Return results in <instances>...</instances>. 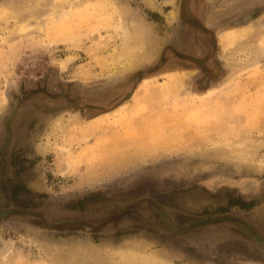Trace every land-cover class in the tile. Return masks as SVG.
<instances>
[{
	"label": "rangeland",
	"instance_id": "374dc122",
	"mask_svg": "<svg viewBox=\"0 0 264 264\" xmlns=\"http://www.w3.org/2000/svg\"><path fill=\"white\" fill-rule=\"evenodd\" d=\"M54 2L0 0V264H264V0ZM114 8L148 51L120 72Z\"/></svg>",
	"mask_w": 264,
	"mask_h": 264
},
{
	"label": "bare ground",
	"instance_id": "6f19581e",
	"mask_svg": "<svg viewBox=\"0 0 264 264\" xmlns=\"http://www.w3.org/2000/svg\"><path fill=\"white\" fill-rule=\"evenodd\" d=\"M38 1H39V3L37 5H39V7L40 6H48L51 8V16L52 17L50 16L49 18L58 17L59 15H61V16L66 15V12L64 14V13L60 12L59 10L54 9V7H55L54 6L55 5L54 0H38ZM67 1L68 0H66L65 3L70 4V2H67ZM145 1H149V0H145ZM114 11L119 17L118 23L115 26V30L117 31V33L120 37V46L115 51V53L113 55V62H114V65L116 66L117 72H120V71H124V70H129L131 68H134L138 64H140L142 59L148 55V51H147L146 47L144 46L145 43H143V41H142V33L140 31L141 28L139 29V27H137V25L139 23H136V25H132L133 22L130 23L131 20L128 21L127 18L124 17L117 8H114ZM174 16H175L174 12H171L167 16V18H168V20H171L174 18ZM249 18L250 17L247 14L242 18V20L246 21ZM139 26H141L145 29V26H143V25H139ZM37 27H38L37 22L26 21V23H23L22 25H19L18 27H16L15 31H16V33H18V32L24 33V32H28V31H33ZM246 28L249 29L250 25H247L244 28V30ZM241 32H243V30ZM250 32L251 31H248L247 35H249ZM261 53H262L261 44H259L257 47L251 49V58H253L254 56L261 54ZM232 54H233V52H232ZM63 122H64V120L59 118L54 123V125L51 127L50 133L61 129L63 124H64ZM63 128H64V126H63ZM48 135H51V134L48 133ZM225 150H226L225 154L223 153L222 155H227V157H225V158H227L231 162L232 161L233 162L234 161L240 162V161H245L247 159V156H248V147L247 146L240 145L239 147H236V148L234 146H232V147L229 146ZM213 153H214V151H213ZM213 153L210 152V154H213ZM215 153H216V151H215ZM58 168L62 171L65 170L62 163L58 164ZM262 168L264 170V166ZM236 170H238V169H236ZM145 247H146V244L142 240L127 242L124 244V246H122L123 249L119 248L117 251H113V253L108 254L109 255L108 261L110 262V264H172L171 263L172 258H171L170 254H164V253L150 254V253L145 252ZM98 254H100V253H98ZM96 263L97 262H95V264Z\"/></svg>",
	"mask_w": 264,
	"mask_h": 264
},
{
	"label": "crops",
	"instance_id": "0c3cea01",
	"mask_svg": "<svg viewBox=\"0 0 264 264\" xmlns=\"http://www.w3.org/2000/svg\"><path fill=\"white\" fill-rule=\"evenodd\" d=\"M170 2V1H169Z\"/></svg>",
	"mask_w": 264,
	"mask_h": 264
}]
</instances>
